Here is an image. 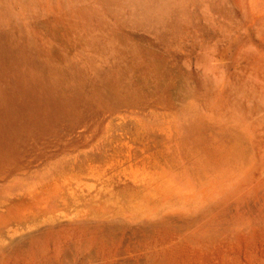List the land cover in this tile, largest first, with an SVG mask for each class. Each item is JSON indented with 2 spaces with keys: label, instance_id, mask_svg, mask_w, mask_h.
<instances>
[{
  "label": "rangeland",
  "instance_id": "obj_1",
  "mask_svg": "<svg viewBox=\"0 0 264 264\" xmlns=\"http://www.w3.org/2000/svg\"><path fill=\"white\" fill-rule=\"evenodd\" d=\"M0 178V264H264V0H0Z\"/></svg>",
  "mask_w": 264,
  "mask_h": 264
},
{
  "label": "bare ground",
  "instance_id": "obj_2",
  "mask_svg": "<svg viewBox=\"0 0 264 264\" xmlns=\"http://www.w3.org/2000/svg\"><path fill=\"white\" fill-rule=\"evenodd\" d=\"M143 17V16H142ZM137 81V80H136ZM141 84V83H140ZM167 84V83H166ZM163 85V84H162ZM144 90V89H143ZM107 96V95H106ZM110 96V95H109ZM105 97V96H104ZM114 97V96H113ZM99 99V98H98ZM80 100V99H79ZM108 99L106 98V100L105 101H107ZM89 104V103H88ZM194 104V103H193ZM85 105V104H84ZM189 105V104H188ZM82 106V105H81ZM84 107V106H83ZM135 107V106H134ZM189 107V106H188ZM82 108V107H81ZM103 108V107H102ZM144 114V113H143ZM88 115V114H87ZM106 115V114H105ZM233 115V114H232ZM99 116V115H98ZM108 116V115H107ZM238 116H240V115H238ZM97 117V116H96ZM101 117V116H100ZM99 117V118H100ZM106 117V116H105ZM155 117V116H154ZM237 117V116H236ZM63 118V117H62ZM88 118V117H87ZM104 118V117H103ZM101 119V118H100ZM96 121V120H95ZM138 120H134V121H131L133 124H134V128L137 126V127H141V126H143V124H139L138 122H137ZM143 121V120H142ZM65 122V121H64ZM85 122V121H84ZM94 123V122H93ZM96 123V122H95ZM141 123H144V122H141ZM145 124V123H144ZM79 125V124H78ZM102 125V124H101ZM107 125H108V123H107ZM84 126V125H83ZM118 126V125H117ZM33 127V126H32ZM88 127V126H87ZM97 127V126H96ZM104 127V126H103ZM106 127V126H105ZM144 127V126H143ZM92 128V127H91ZM94 128V127H93ZM98 128V127H97ZM97 128L95 129V130H97ZM102 128V127H101ZM117 128V127H116ZM133 128V129H134ZM59 129V128H58ZM83 129V128H82ZM120 129H124V127L123 126H120ZM139 129V128H138ZM137 129V130H138ZM77 130V129H76ZM94 130V129H93ZM92 130V131H93ZM136 130V129H135ZM142 130H143V128H142ZM103 131V130H102ZM140 131V130H139ZM70 134V133H69ZM81 134V133H80ZM92 134H93V132H92ZM138 134V133H137ZM89 135V134H88ZM53 137V136H52ZM92 137V136H91ZM122 137V136H121ZM127 137V136H126ZM139 137V136H138ZM56 138V137H55ZM70 138V137H69ZM90 138V137H89ZM136 138V137H135ZM91 139V138H90ZM76 140V139H75ZM86 140V139H85ZM73 141V140H72ZM134 141V140H133ZM139 141V140H138ZM69 142V141H68ZM83 143V142H82ZM142 144V143H141ZM80 145V144H79ZM77 146H78V144H77ZM41 147V146H40ZM74 147V146H73ZM57 148V147H56ZM72 148V147H71ZM70 148V149H71ZM112 148V147H111ZM122 148V147H121ZM129 148V147H128ZM69 149V148H68ZM74 149V148H73ZM141 149V148H140ZM48 150V149H47ZM121 150V149H120ZM142 151V150H141ZM135 154V153H134ZM127 156V155H126ZM109 157H111V156H109ZM118 158V157H117ZM146 159V158H145ZM149 164V163H148ZM151 164V163H150ZM12 167V166H11ZM96 168V167H95ZM4 170V169H3ZM3 176V175H2ZM1 179V178H0Z\"/></svg>",
  "mask_w": 264,
  "mask_h": 264
}]
</instances>
